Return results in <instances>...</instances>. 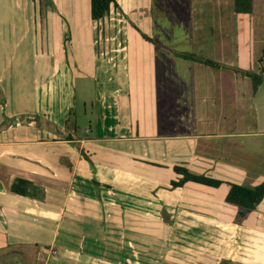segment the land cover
<instances>
[{"label":"crops","instance_id":"obj_1","mask_svg":"<svg viewBox=\"0 0 264 264\" xmlns=\"http://www.w3.org/2000/svg\"><path fill=\"white\" fill-rule=\"evenodd\" d=\"M82 1L0 0L1 91L7 79L10 94V79L24 91L31 59L37 84L32 111L8 110L0 93V264H264V199L237 224L226 184L171 188L177 164L227 183L264 182L234 142L264 136V82L254 91L239 72L248 63L238 41L218 45L226 56L218 68L165 48L167 78L174 64L181 73L211 72L184 73L197 117L174 133L170 115L160 120L152 73L161 55L149 35L158 1L116 0L100 22L91 0ZM78 64L89 67L99 93L86 136L67 140ZM17 179L36 186L32 196L12 191Z\"/></svg>","mask_w":264,"mask_h":264},{"label":"rangeland","instance_id":"obj_2","mask_svg":"<svg viewBox=\"0 0 264 264\" xmlns=\"http://www.w3.org/2000/svg\"><path fill=\"white\" fill-rule=\"evenodd\" d=\"M156 1L160 8L154 12L155 16L152 17L154 31L149 35L157 43L158 51L161 53L157 62L154 63V69L152 67V73L158 78L159 116L161 121L165 116L168 118L171 116L174 133H178L182 132L183 122L194 121L197 117L191 114L197 106V101L193 103L190 101L192 99L188 96L189 92L185 90L187 84L184 73H188L190 76L192 71L201 75L211 72L192 66L188 72L185 70L186 67H183L181 73L182 68L174 64L173 70L171 67H167L169 73H172L168 79L166 65L164 64L165 68L162 67V63L165 62L162 57L165 48L167 47L174 56L195 54L201 58L215 61L226 58L224 50H222L225 47L221 46L218 49L219 44L234 45L238 41L239 58L248 63L247 70L257 72L264 64V60L262 63L258 62L261 50L264 48V0H254L253 14L243 16L235 15L233 0H154L155 4ZM84 2L85 0L82 1L83 4ZM87 19V15L84 14L83 20L87 22ZM125 20L141 33V30L131 22L132 19L126 18ZM26 42L27 40L23 41V43ZM215 52H217L216 55ZM31 60L28 61V67H26L27 73L23 75V77L26 75V80L23 82L24 91L22 93L14 90L13 86L16 83L13 79H10L9 85H7L11 89L12 96L6 87L8 79L3 83L6 91H1L0 88L1 94L4 92L8 94L7 98L10 101L8 110L32 111L35 106L37 84L34 81L36 76ZM177 63L181 64L182 62L179 60ZM12 69L15 70L14 67ZM89 71L88 66L78 64L71 76V87L76 93V98L73 102L71 120L67 126L68 128L77 127V134L80 137L86 136V130L88 132L91 125L90 122L94 121L93 107L99 93L96 79L87 76L91 74ZM12 76H14V72L9 75L10 78ZM239 79H241L240 75ZM248 81L251 82L250 79ZM262 87L264 89V84ZM18 95H22V101L18 100ZM261 118V121L264 122V115ZM166 124L168 125V123ZM234 142L240 153L252 156H249L252 159L250 164L253 163L264 171V136L235 139ZM162 214L167 219L168 214L165 210ZM113 239L111 237L110 240Z\"/></svg>","mask_w":264,"mask_h":264},{"label":"trees","instance_id":"obj_3","mask_svg":"<svg viewBox=\"0 0 264 264\" xmlns=\"http://www.w3.org/2000/svg\"><path fill=\"white\" fill-rule=\"evenodd\" d=\"M115 6L118 8L116 0H91V17L94 21L100 22L105 19L111 10V7ZM233 9L239 15H252L254 12V0H234ZM144 39L149 40L145 34L141 33ZM184 59H188L194 62L202 63L213 68H218L221 65L211 59L201 58L195 54H184L180 55ZM264 60V48L258 59L259 63H262ZM239 72L249 77L253 84V89L256 91L259 86L264 82V65L258 72L250 70H239ZM72 111L70 112L69 120H71ZM77 132V127H74L70 134L68 135L67 140H73L71 133ZM83 156L89 160L87 155L83 153ZM174 172L180 176L178 180L171 181V188L184 187L188 182H193L197 184H202L205 186L218 188L223 184H226L229 189L226 195V203L233 205L238 208V214L236 223L242 224L248 216L257 209L260 203L264 199V182L256 185L254 187H249L246 185H240L236 183H227L219 179L211 178L208 176L196 174L192 172L185 164H177L173 167ZM93 184L95 187H99V183L96 179H93ZM36 186L27 180L17 179L12 185V191L15 194L21 196H32V191H35ZM222 264H232L230 261H223Z\"/></svg>","mask_w":264,"mask_h":264},{"label":"built area","instance_id":"obj_4","mask_svg":"<svg viewBox=\"0 0 264 264\" xmlns=\"http://www.w3.org/2000/svg\"><path fill=\"white\" fill-rule=\"evenodd\" d=\"M55 253V252H54Z\"/></svg>","mask_w":264,"mask_h":264}]
</instances>
